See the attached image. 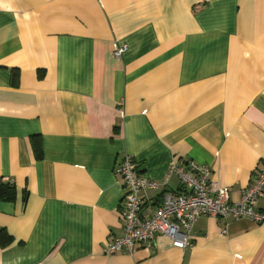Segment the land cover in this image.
Returning a JSON list of instances; mask_svg holds the SVG:
<instances>
[{
    "label": "crops",
    "instance_id": "0c3cea01",
    "mask_svg": "<svg viewBox=\"0 0 264 264\" xmlns=\"http://www.w3.org/2000/svg\"><path fill=\"white\" fill-rule=\"evenodd\" d=\"M125 155L154 180L207 165L239 199L264 168V0H0V177L16 187L0 264H264L247 217L200 216L185 249L157 234L105 254ZM178 188L142 191L141 213Z\"/></svg>",
    "mask_w": 264,
    "mask_h": 264
},
{
    "label": "built area",
    "instance_id": "2783aa9c",
    "mask_svg": "<svg viewBox=\"0 0 264 264\" xmlns=\"http://www.w3.org/2000/svg\"><path fill=\"white\" fill-rule=\"evenodd\" d=\"M125 46H115L119 57ZM115 172L123 180L124 197L120 208L122 233L111 239L105 254L132 252L137 244L150 246L157 234L167 236L174 247L185 249L191 245L192 231L200 216L247 217L254 222L264 221V211L256 205L264 198V168L256 169L251 182L240 192L237 201H229L228 189L209 178L210 167L191 159L170 162L161 180L149 179L138 171V164L125 155L115 165ZM171 176L179 180L176 192H165L163 200L148 216L141 213L140 194L146 189L164 188Z\"/></svg>",
    "mask_w": 264,
    "mask_h": 264
},
{
    "label": "trees",
    "instance_id": "16d2710c",
    "mask_svg": "<svg viewBox=\"0 0 264 264\" xmlns=\"http://www.w3.org/2000/svg\"><path fill=\"white\" fill-rule=\"evenodd\" d=\"M16 72V69H12V74ZM33 151L36 158L42 157L41 145L35 139L32 141ZM16 198V187L11 181H4L0 177V200L13 201ZM13 237L6 231V229L0 227V247L8 246L12 243Z\"/></svg>",
    "mask_w": 264,
    "mask_h": 264
}]
</instances>
